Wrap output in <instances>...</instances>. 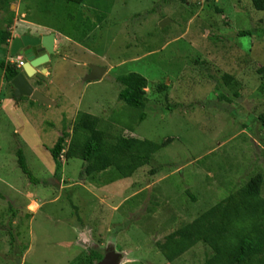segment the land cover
Masks as SVG:
<instances>
[{"label":"rangeland","instance_id":"rangeland-1","mask_svg":"<svg viewBox=\"0 0 264 264\" xmlns=\"http://www.w3.org/2000/svg\"><path fill=\"white\" fill-rule=\"evenodd\" d=\"M88 2L0 5L12 34L54 33L61 45L46 64L51 76L29 78L55 105L13 98L0 67V264H76L96 250L93 264H202L201 244L171 263L156 242L264 176V11L251 0ZM91 66L106 69L102 81L86 80ZM130 73L148 82L141 123V111L119 100V77ZM225 74L239 82L238 97ZM82 112L99 117L108 142L173 141L130 177H82L84 161L65 156L57 172L51 149Z\"/></svg>","mask_w":264,"mask_h":264},{"label":"trees","instance_id":"trees-1","mask_svg":"<svg viewBox=\"0 0 264 264\" xmlns=\"http://www.w3.org/2000/svg\"><path fill=\"white\" fill-rule=\"evenodd\" d=\"M65 1L81 6L89 3L88 0ZM15 2L16 0H0V5L4 4L3 12L7 8L11 10ZM251 3L256 10L264 11V0H251ZM239 35H252V32L241 31ZM12 38L11 26H4L0 18V52L9 54V49L4 46L9 45ZM0 67L4 72V78L10 84L22 72V69L15 64H10L2 58ZM263 71L262 69L261 72ZM120 77L119 80L123 81L125 87L119 93V100L141 111L138 120L141 123L146 118L143 111L149 101L145 92L148 82L138 73ZM223 81L230 90H234L235 96L238 97L239 82L230 74H225ZM167 88L166 84L158 85L160 90H167ZM174 107L176 106L169 105V108ZM260 119L264 123V112L260 115ZM99 122V117L92 114L84 112L78 114L73 123V132H64L51 149L53 159L57 163V172L60 170V158L63 154L67 159L79 157L84 161L82 177L96 179L97 175L108 172L110 169L115 170L120 177H130L140 167L150 164L153 155L173 141L169 138L162 143H157L120 135L115 138L116 142H108L103 139L104 135L98 127ZM18 157L23 173L34 182L21 151L18 152ZM153 172L155 173V170ZM114 179L112 178V181ZM263 183V174L254 175L246 185L200 214L192 222L183 224L168 234L164 240L157 241L156 245L164 254L166 261L172 263L201 244L206 248L202 264H264ZM100 259L101 253L96 250L92 251L88 257L79 259L76 264H93Z\"/></svg>","mask_w":264,"mask_h":264},{"label":"water","instance_id":"water-1","mask_svg":"<svg viewBox=\"0 0 264 264\" xmlns=\"http://www.w3.org/2000/svg\"><path fill=\"white\" fill-rule=\"evenodd\" d=\"M25 4L21 3L18 12H24ZM165 25V21L161 26ZM55 34L51 33L42 37H33L29 34L21 36H14L9 45L5 48L9 49L10 55H23L27 59V63L22 68L20 73L11 82L14 87V94L16 98L20 99L22 96L31 98L44 105H52L53 102L46 97L42 92L36 90L29 83L28 78L34 77L38 73V67L44 66L50 60V55L55 53ZM91 74L88 75L89 80H101L105 74L106 69L91 66Z\"/></svg>","mask_w":264,"mask_h":264},{"label":"crops","instance_id":"crops-1","mask_svg":"<svg viewBox=\"0 0 264 264\" xmlns=\"http://www.w3.org/2000/svg\"><path fill=\"white\" fill-rule=\"evenodd\" d=\"M14 7H15V4L14 5H12V8L14 9ZM14 35V34H13ZM14 36H20V35H14ZM13 36V37H14ZM44 36V35H43ZM35 37H39V36H35ZM56 37V36H55ZM40 38V37H39ZM61 45H60V43H59V40H58V36L55 38V53H59V50H60V47ZM49 62H51V57H50V60H49ZM46 65V64H45ZM40 66V67H38V73L36 74V75H41L42 77H44V79H47V78H49L50 76H51V71L50 70H52V66H48V65H46V66ZM86 65V64H85ZM91 69V68H90ZM44 70H46V71H44ZM35 75V76H36ZM105 76H106V74H105ZM104 76V77H105ZM104 77H102V78H104ZM31 79H33V78H31ZM28 80H29V78H28ZM86 80H89V79H86ZM103 79H101V80H94V81H102ZM30 83V82H29ZM31 84V83H30ZM32 85V84H31ZM42 84H40V86H41ZM88 85H90V83H87V85L84 87V88H86ZM40 86H38V89H36V90H39L40 92H42L46 97H48V95H46L45 94V91H44V89L42 88L43 87V85H42V87H40ZM11 94H12V96H13V98H15V94H14V87L13 86H11ZM23 97V96H22ZM21 97V98H22ZM1 98H2V95H1ZM20 98V99H21ZM49 98V97H48ZM3 99V98H2ZM31 99V98H30ZM50 99V98H49ZM6 100H11V98L7 95L6 97H5V100H4V102L6 101ZM32 100V99H31ZM52 102H53V104L52 105H55L56 103H54V99H50ZM32 101H34V100H32ZM3 102V103H4ZM56 102V101H55ZM39 103V102H38ZM52 105H47V106H52ZM2 110L4 109V107H2L1 108Z\"/></svg>","mask_w":264,"mask_h":264},{"label":"built area","instance_id":"built-area-1","mask_svg":"<svg viewBox=\"0 0 264 264\" xmlns=\"http://www.w3.org/2000/svg\"><path fill=\"white\" fill-rule=\"evenodd\" d=\"M11 42V41H10ZM7 62L10 64H15L18 68H23L25 66L26 59L23 55H7ZM64 158V155H61V159Z\"/></svg>","mask_w":264,"mask_h":264},{"label":"flooded vegetation","instance_id":"flooded-vegetation-1","mask_svg":"<svg viewBox=\"0 0 264 264\" xmlns=\"http://www.w3.org/2000/svg\"><path fill=\"white\" fill-rule=\"evenodd\" d=\"M11 41V40H10ZM10 41H9V44H10ZM25 57V56H24ZM25 59H26V57H25ZM25 63H27V59H26V62Z\"/></svg>","mask_w":264,"mask_h":264},{"label":"clouds","instance_id":"clouds-1","mask_svg":"<svg viewBox=\"0 0 264 264\" xmlns=\"http://www.w3.org/2000/svg\"><path fill=\"white\" fill-rule=\"evenodd\" d=\"M16 6V5H15ZM18 8H19V6H18ZM20 69H22V68H20ZM61 159V158H60Z\"/></svg>","mask_w":264,"mask_h":264},{"label":"bare ground","instance_id":"bare-ground-1","mask_svg":"<svg viewBox=\"0 0 264 264\" xmlns=\"http://www.w3.org/2000/svg\"><path fill=\"white\" fill-rule=\"evenodd\" d=\"M46 71V70H45Z\"/></svg>","mask_w":264,"mask_h":264}]
</instances>
